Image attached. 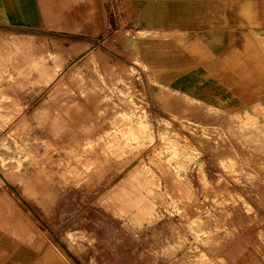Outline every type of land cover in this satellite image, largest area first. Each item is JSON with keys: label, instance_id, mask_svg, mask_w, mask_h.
I'll list each match as a JSON object with an SVG mask.
<instances>
[{"label": "rangeland", "instance_id": "1", "mask_svg": "<svg viewBox=\"0 0 264 264\" xmlns=\"http://www.w3.org/2000/svg\"><path fill=\"white\" fill-rule=\"evenodd\" d=\"M73 3L61 6L64 15L73 14ZM92 3L87 1L80 24L72 30L55 18L46 27L38 26L37 32L22 21L0 25V121L12 125L9 135L17 141L25 137L45 147L50 166L78 170L82 180L94 177L97 221L101 216L107 219L98 223L95 240L73 235L61 241L52 238V246H60L73 263L43 256L45 263L172 264L168 249L155 237L142 246V230L153 224L159 200L183 202L176 213L182 217L190 210L196 216L193 230L211 232L216 226L209 222L213 217L223 220L219 231L225 233H248L256 220L264 227V110H248L254 101L225 69L184 68L170 55L185 49L171 34L95 31L94 22L100 17ZM28 31L36 37L27 36ZM31 40L33 45L27 48ZM83 47L82 53L72 51ZM56 50L65 57L73 54L80 63L74 80L78 77L84 85L80 90L67 87L78 90L76 105L66 104L62 95L59 103L38 113L68 71L57 72L65 59L57 58ZM102 58L111 68L109 75L94 69L95 61L104 63ZM85 100L88 104L91 100L92 107L83 104ZM235 102L243 109H235ZM58 137L69 139L62 143ZM20 163L16 162L17 168ZM185 257L187 264H205L198 248Z\"/></svg>", "mask_w": 264, "mask_h": 264}, {"label": "crops", "instance_id": "2", "mask_svg": "<svg viewBox=\"0 0 264 264\" xmlns=\"http://www.w3.org/2000/svg\"><path fill=\"white\" fill-rule=\"evenodd\" d=\"M70 1L0 0V25L22 21L37 32L38 26H48L43 13L47 3L60 9ZM73 1L72 22L79 25L88 0ZM90 1L99 11L95 31L171 34L185 47L170 54L184 68L225 69L254 101L248 110H264V0ZM19 5L23 8L17 9ZM35 32L28 31L27 36ZM241 106L235 102L238 111ZM11 127L0 121V264H46L43 256L48 257L52 238L61 241L73 235L95 240L98 223L107 219L101 216L97 221L94 177L82 180L67 168L50 166L45 147L25 137L17 141L9 135ZM17 161H21L19 168ZM159 201L153 224L142 230L143 247L155 237L168 249L172 264H187L185 255L195 248L205 257V264H264V227L256 216L253 230L244 234L219 231L223 220L218 217L209 219L216 225L211 232L201 227L193 230L196 216L190 210L182 217L176 213V206L183 202L175 198ZM207 233L211 236L205 237Z\"/></svg>", "mask_w": 264, "mask_h": 264}, {"label": "bare ground", "instance_id": "3", "mask_svg": "<svg viewBox=\"0 0 264 264\" xmlns=\"http://www.w3.org/2000/svg\"><path fill=\"white\" fill-rule=\"evenodd\" d=\"M46 2H50L51 0H45ZM60 1H62V0H60ZM65 1V0H64ZM43 13L45 14V16L47 17V20L49 21V20H52V19H57V20H60V21H62L63 22V26H64V28H67V29H73V22H72V14H71V12L70 13H68V14H66V15H64L63 14V12L59 9V8H57V7H53L52 5H50L49 3H47V5H46V7H44L43 8ZM157 39V38H156ZM153 40H154V38H153ZM32 41V40H31ZM31 45H33V41L32 42H28V44H27V48H29V46H31ZM88 47V46H87ZM85 47H83V48H81V49H78V48H73V52H75V53H82L83 51H85ZM51 50V49H50ZM78 50H80V51H78ZM28 54V53H27ZM89 54V53H88ZM29 55V54H28ZM31 55V54H30ZM34 55V54H33ZM56 55H57V58L59 57V55L61 56V54L59 53V51L58 50H56ZM92 55V54H91ZM36 56V55H35ZM30 57V56H29ZM62 58H64L65 60V62H64V64H63V66L61 67V65L60 64H58L57 65V72L58 73H60L61 71H65V70H68L67 71V73H66V75H65V78L63 79V80H61L58 84H56L55 85V87H54V89H53V92H52V94H51V96L49 97V99L48 100H46L43 104H41L40 105V107H39V109H37L38 110V113H43L44 111H46V110H48L50 107H51V105L52 104H57V103H59V98H60V96H62L63 95V98H64V102L66 103V104H74V105H76V103L78 102V97L76 96V92L78 91V90H80V89H82V85H84V82L81 80V79H79L78 80V77H77V80L75 79L74 80V75H76V73H78V71L80 72V70L78 69V66H79V64L78 63H76V61H75V58H74V56H73V54H70V55H68V57H65L64 55H62L61 56ZM84 57H86V56H84ZM61 58V59H62ZM80 59V58H79ZM92 59H94L95 60V58H93V56H92ZM14 60H15V58H14ZM19 60V63H21L20 61V59H17V61ZM81 60V59H80ZM104 61V63L102 62V64L101 63H98V60H97V62L95 61L94 63H93V65L95 66L94 67V69H95V71L96 70H103V72H105L107 75H109L110 73H111V68H109L110 66H107L106 65V61L104 60V58H102L101 59V61ZM30 61V60H29ZM28 61V62H29ZM87 61V60H86ZM14 63V62H13ZM89 63V62H88ZM87 64V63H86ZM89 69V71H91L90 69L91 68H88ZM91 72H93V70L91 71ZM65 74V73H64ZM95 74V73H94ZM77 75H80V76H82L81 74H77ZM97 75H98V73H97ZM99 75H100V73H99ZM107 75H106V78L108 79V77H107ZM50 78H52V79H54V76L53 75H50ZM81 78V77H80ZM82 78H84V77H82ZM96 78V77H95ZM110 78V77H109ZM58 80H59V78H58ZM96 80V79H95ZM99 80V79H98ZM97 80V81H98ZM26 81V80H25ZM102 81V80H101ZM108 82H110V80H107ZM102 83V82H101ZM70 85H72V86H75L76 88H78V90H76V88H75V91L72 89V90H68V89H70V88H68L67 89V87L68 86H70ZM111 85H112V83H111ZM113 86V85H112ZM86 88V87H85ZM98 88V87H97ZM102 88L100 87V90H101ZM85 90V89H84ZM91 90H92V87H91ZM90 90V88L88 89V91L90 92L91 91ZM87 91V90H86ZM87 91V93H89ZM96 91V90H95ZM47 93V92H46ZM92 93H93V91H92ZM86 94V93H85ZM91 94V93H90ZM82 95V94H81ZM93 95V94H92ZM91 95V97L92 98H94L93 96ZM96 95V94H95ZM86 96V98H88L87 97V95H84V97ZM89 96V95H88ZM100 96V95H99ZM96 97V96H95ZM101 97V96H100ZM41 98H42V96H41ZM92 98H90L91 100H92ZM61 99V98H60ZM97 98H95V100H96ZM88 100V99H87ZM91 100H90V103H91ZM100 100V99H99ZM43 101V100H42ZM86 101V100H85ZM98 101V100H97ZM175 101H176V99H175ZM84 102V101H83ZM86 102H87V104H86ZM85 103H83V104H85L87 107H88V105L90 106V103L88 104V101H86ZM92 102H93V100H92ZM172 102H174V101H172ZM177 102V101H176ZM175 102V103H176ZM99 103H101V102H99ZM40 104V103H39ZM81 104V103H80ZM91 104H93V103H91ZM96 105V104H95ZM98 105V104H97ZM101 105V104H100ZM77 106H79L78 104H77ZM90 107H92V106H90ZM36 108V107H35ZM95 108L93 107V110H94ZM80 110V109H79ZM79 110L77 111V112H79ZM85 110V109H84ZM88 110H89V108H88ZM96 110V109H95ZM12 111V110H11ZM18 111V110H17ZM17 111H16V113H17ZM91 111V110H90ZM90 111H88V113L87 114H89L90 113ZM97 111V110H96ZM37 112V111H36ZM77 112H76V115L74 114V113H72V114H74L75 115V117L77 116ZM82 112V111H81ZM87 112V111H86ZM28 114V113H27ZM93 114V113H92ZM95 114H97V113H95ZM71 115V114H70ZM81 115V114H80ZM80 115H78V117L80 116ZM85 115H86V113H85ZM255 115V114H254ZM43 116V115H42ZM82 116H83V113H82ZM81 116V117H82ZM92 116V115H91ZM26 117V116H25ZM32 117V116H31ZM37 117V116H36ZM80 117V119L82 120L83 118H81ZM84 117V119L86 118H88L87 116L85 117V116H83ZM92 118H94V117H92ZM101 118V117H100ZM237 118H238V116H237ZM29 119V118H28ZM33 119V118H32ZM68 119H71V118H68ZM75 119V118H74ZM78 119V118H77ZM77 119H75V120H77ZM80 119H79V121L77 120V123H80L81 121H80ZM89 119V118H88ZM239 119V118H238ZM18 120V119H17ZM31 120V119H30ZM67 120V119H66ZM93 120V119H92ZM97 120V119H96ZM26 121V120H25ZM44 121V120H43ZM84 121V120H83ZM86 121V120H85ZM84 121V123L86 124V122ZM95 121V120H94ZM17 122V121H16ZM22 122H23V120H22ZM69 122V121H68ZM73 122V121H72ZM76 122V121H75ZM97 122V121H96ZM96 122H94L95 124H96ZM118 122V121H117ZM71 123V122H70ZM69 123V124H70ZM82 123V122H81ZM88 123H89V120H88ZM15 124V123H14ZM20 124V123H19ZM69 124H66L65 126H68ZM94 124V125H95ZM22 125V124H21ZM87 125V124H86ZM92 125H93V123H92ZM94 125H93V127H94ZM98 125V124H97ZM12 126V125H11ZM19 126V125H18ZM71 126L72 125H70L69 126V128H71ZM77 126V125H76ZM83 126H85V125H83ZM83 126H81L80 125V127H82L83 128ZM88 126H89V124H88ZM87 126V127H88ZM17 127V126H16ZM72 128H74L73 126H72ZM95 128V127H94ZM64 129H65V127H64ZM68 129V127H66V130ZM75 129H78V128H75ZM74 129V130H75ZM93 129V128H92ZM86 130V129H85ZM98 130V129H97ZM17 131V130H16ZM65 131V130H64ZM73 131V130H72ZM71 131V132H72ZM81 131V130H80ZM83 131V130H82ZM94 131H95V129H94ZM7 132V131H6ZM66 132V135H68L69 136V134H67V131H65ZM76 131H73L72 133H75ZM87 132V131H86ZM90 132V131H89ZM177 132V131H176ZM63 133V132H62ZM62 133L60 134V135H62ZM70 133V132H69ZM71 133V134H72ZM91 133H92V131H91ZM86 134V133H85ZM88 134V133H87ZM94 134V133H93ZM63 135H65L64 133H63ZM89 135V134H88ZM91 135V134H90ZM74 136H77V132H76V135L74 134ZM78 136H79V134H78ZM61 137V136H60ZM70 137V136H69ZM71 137L73 138V135H71ZM71 137H70V139H71ZM87 137V136H86ZM85 137V138H86ZM91 137H92V135H91ZM91 137H89V138H91ZM59 138V137H58ZM64 138H66V137H64ZM57 139V138H56ZM61 138H59V140H60ZM66 139H69V138H66ZM66 139H61L62 140V143L65 141L66 142ZM75 139V138H74ZM74 139H73V141H74ZM81 139V138H80ZM3 140V139H2ZM68 141V144L70 143V141L69 140H67ZM83 141V140H82ZM55 142V141H54ZM58 142H60V141H58ZM67 143V142H66ZM58 144V143H57ZM67 144V145H68ZM74 144V143H73ZM79 144V143H78ZM62 144H60V146H61ZM70 145H71V143H70ZM73 147H74V145H72ZM66 147V146H65ZM75 147H77V145L75 146ZM70 148V147H69ZM66 149H68V147H66ZM72 149V148H71ZM77 152V151H76ZM146 155V154H145ZM151 156V155H150ZM72 158V157H71ZM145 158V157H144ZM148 159V158H147ZM146 159V160H147ZM151 160H153V159H151ZM82 162H84V161H82ZM150 163H152V162H150ZM82 164V163H81ZM71 165V164H70ZM72 166H73V164H72ZM80 166V165H79ZM70 167V166H69ZM135 167V166H134ZM5 168V167H4ZM134 169V168H133ZM132 169V170H133ZM129 171V170H128ZM5 172V171H4ZM78 172V170H76V173ZM132 172V171H131ZM6 173V172H5ZM148 173H150V172H148ZM129 174V173H128ZM128 174L126 175L127 177H128ZM8 175V174H7ZM14 175H15V173H14ZM74 175H75V173H74ZM148 175V174H147ZM3 176H4V173H3ZM80 176V175H79ZM153 176V175H152ZM10 177V176H9ZM15 177V176H14ZM154 177V176H153ZM155 179V178H154ZM9 180V179H8ZM13 180V179H12ZM16 180V179H15ZM14 183V182H13ZM117 184V183H116ZM114 185H115V183H114ZM1 186V185H0ZM2 189H3V187H1ZM1 196V195H0ZM3 196V195H2ZM5 196V195H4ZM8 196H9V194H8ZM12 199V198H11ZM9 201H10V199H8ZM157 202V201H156ZM160 202V201H159ZM158 202V203H159ZM12 203V202H11ZM15 203V202H14ZM157 204V203H156ZM159 204H161V203H159ZM11 207V206H10ZM15 207V206H14ZM12 208V207H11ZM15 211V210H14ZM25 213V212H24ZM22 218V217H21ZM26 221H27V219H25ZM24 221V220H23ZM29 222V221H28ZM30 224V223H29ZM30 227V226H29ZM31 227H33L32 225H31ZM34 228V227H33ZM33 228H31V229H33ZM35 230V229H34ZM34 232V231H33ZM37 232V231H36ZM39 234V233H38ZM40 235V234H39ZM48 239V238H47ZM64 239V238H63ZM66 239V238H65ZM50 241V240H49ZM65 241V240H64ZM67 241V240H66ZM48 243V242H47ZM46 243V244H47ZM49 245V244H48ZM51 246H52V244H50ZM51 246H49L50 248L48 249V251H47V253H48V257L49 258H52V259H55L56 260V262L57 263H60L59 261H60V259H64V260H66V261H68V262H71V263H73V261H72V259L65 253V251L63 250V249H61L60 247H58V246H52V248H51ZM70 246V245H69ZM46 247V245H44L43 246V248H45ZM70 248H72V246L70 247ZM68 250V249H67ZM69 253V252H68ZM43 254V253H42ZM41 254V255H42ZM70 255V254H69ZM80 259V258H79ZM82 261V260H81ZM55 264V263H54ZM69 264V263H68Z\"/></svg>", "mask_w": 264, "mask_h": 264}]
</instances>
